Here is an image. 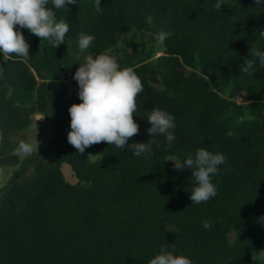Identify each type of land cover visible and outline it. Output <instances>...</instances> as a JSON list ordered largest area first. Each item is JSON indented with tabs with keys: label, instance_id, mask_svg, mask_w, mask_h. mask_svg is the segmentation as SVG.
Segmentation results:
<instances>
[{
	"label": "trees",
	"instance_id": "16d2710c",
	"mask_svg": "<svg viewBox=\"0 0 264 264\" xmlns=\"http://www.w3.org/2000/svg\"><path fill=\"white\" fill-rule=\"evenodd\" d=\"M217 2L101 0L98 15L94 0H77L53 8L69 25L65 45L23 29L30 59L0 53V169H13L0 187V264H148L164 243L193 264H264V68L248 57L249 47L264 51V0H223L221 10ZM159 32L171 36L157 50ZM81 33L95 37L85 53ZM88 54L116 57L142 81L139 134L128 143L151 138L147 116L160 108L175 117L171 148L162 135L147 159L106 142L80 155L68 143V109L81 102L73 77ZM245 58L255 62L252 75L241 71ZM36 114L58 139L21 158L15 134ZM200 147L227 160L212 178L217 195L191 205L192 170L169 160Z\"/></svg>",
	"mask_w": 264,
	"mask_h": 264
},
{
	"label": "clouds",
	"instance_id": "9594fccd",
	"mask_svg": "<svg viewBox=\"0 0 264 264\" xmlns=\"http://www.w3.org/2000/svg\"><path fill=\"white\" fill-rule=\"evenodd\" d=\"M257 7L262 0H254ZM51 3L53 7H48ZM77 0H0V53L3 58L15 54L21 57L24 62L30 59V45L21 30L27 29L29 33L46 40L52 48L65 45V37L69 31V25L63 19L57 21L53 8L59 10L67 8V5H75ZM223 0H218L214 5L221 10ZM94 10L102 15L101 0H94ZM151 25L153 17L146 18ZM264 37V30L260 31ZM169 32L154 34L155 40L163 44ZM95 37L81 33L78 39V48L85 53ZM72 42L69 40L68 44ZM258 58L259 65L264 68V51L257 47H249V56ZM254 60L244 59V66L241 71L244 74L252 75ZM4 75V67L0 65V78ZM74 80L78 83V97L80 103L72 104L69 109L70 131L67 134L68 143L73 146L80 155L85 149L95 144L106 142L114 145L122 151L127 148L134 157L147 159L152 152L153 145L161 147L156 139L158 136L165 137L166 147L171 148L176 140L174 129L175 117L167 111L154 108L147 116V122L151 125L147 129L150 139L146 142L128 143L129 139L139 134V125L134 120V113L137 111L136 98L143 92V84L135 71L128 68H121L116 57L108 54H99L93 57L85 55L82 63L76 70ZM4 134L0 131V144L4 142ZM38 141L35 147L26 141L21 140L15 149L17 155L31 156L37 152ZM89 157H93L89 155ZM227 160V157L219 152L209 151L200 147L194 154H188L183 160H169L177 171L191 169L195 185L191 189L189 199L191 205L205 203L217 195V187L212 183V178L219 174L220 166ZM0 177H3V170L0 169ZM264 224V217L260 218ZM205 229L210 230L212 222H202ZM148 264H193V261L183 255L176 254L175 244L164 243L160 251Z\"/></svg>",
	"mask_w": 264,
	"mask_h": 264
},
{
	"label": "rangeland",
	"instance_id": "374dc122",
	"mask_svg": "<svg viewBox=\"0 0 264 264\" xmlns=\"http://www.w3.org/2000/svg\"><path fill=\"white\" fill-rule=\"evenodd\" d=\"M161 46V44H156L153 46L157 50ZM158 54H161L159 51ZM236 101L239 104H245L247 101L243 99L241 95L236 96ZM54 127L51 124H48L44 121V116L41 114H36L34 116L33 122L31 123L29 129L27 131H22L15 134V138L19 140L26 141L31 143L34 147L37 144L38 141V149L37 152L40 151L43 147L52 144L54 141L58 139L57 136L54 135ZM34 152V153H37ZM33 153V154H34ZM19 157L25 158L26 156L20 155ZM50 160L52 161L51 157ZM3 177H0V187L6 182L7 179L10 178L13 169L12 168H3ZM61 170L64 173L65 177L69 180L70 183H75L77 181V178L75 177L72 169L70 168V165L67 163H63L61 165Z\"/></svg>",
	"mask_w": 264,
	"mask_h": 264
}]
</instances>
